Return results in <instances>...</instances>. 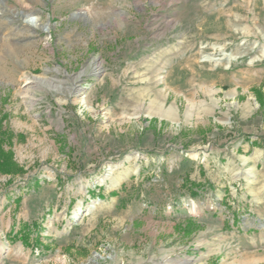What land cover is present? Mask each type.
Masks as SVG:
<instances>
[{"label":"rangeland","instance_id":"374dc122","mask_svg":"<svg viewBox=\"0 0 264 264\" xmlns=\"http://www.w3.org/2000/svg\"><path fill=\"white\" fill-rule=\"evenodd\" d=\"M0 125V264L264 263V0H0Z\"/></svg>","mask_w":264,"mask_h":264},{"label":"trees","instance_id":"16d2710c","mask_svg":"<svg viewBox=\"0 0 264 264\" xmlns=\"http://www.w3.org/2000/svg\"><path fill=\"white\" fill-rule=\"evenodd\" d=\"M0 125V129H1ZM8 135L5 133L4 130L0 132V173H13L22 171V169L16 164L13 160V154L11 150H5L3 148V143L7 140ZM186 182V180H184ZM189 185L192 188L198 187L199 183L196 182H189ZM193 196L195 193H191ZM264 264V263H262Z\"/></svg>","mask_w":264,"mask_h":264},{"label":"bare ground","instance_id":"6f19581e","mask_svg":"<svg viewBox=\"0 0 264 264\" xmlns=\"http://www.w3.org/2000/svg\"><path fill=\"white\" fill-rule=\"evenodd\" d=\"M24 20H25L26 23L32 24V26H36V27H40V28H44V27H45V26H43V25L40 23L39 18H38V16H36V15L27 14V15L24 16ZM94 67H95V66H94ZM37 80H38V82L43 83L44 85L49 86L48 81L43 80V79H42V80L37 79ZM37 80H36V81H37ZM27 82H28V81H27Z\"/></svg>","mask_w":264,"mask_h":264}]
</instances>
